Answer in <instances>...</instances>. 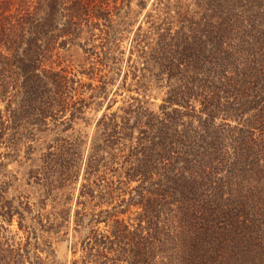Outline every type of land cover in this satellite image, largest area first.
I'll return each instance as SVG.
<instances>
[{"label":"trees","instance_id":"1","mask_svg":"<svg viewBox=\"0 0 264 264\" xmlns=\"http://www.w3.org/2000/svg\"><path fill=\"white\" fill-rule=\"evenodd\" d=\"M262 10L0 0V264H264Z\"/></svg>","mask_w":264,"mask_h":264},{"label":"rangeland","instance_id":"2","mask_svg":"<svg viewBox=\"0 0 264 264\" xmlns=\"http://www.w3.org/2000/svg\"><path fill=\"white\" fill-rule=\"evenodd\" d=\"M261 16H264V10H262L261 12ZM142 18V16H140L138 18V21H140ZM258 20H262L261 17H259V19L257 18V21ZM137 26V24H136ZM92 114H90L89 116H91ZM100 115V112L97 114V116ZM93 125V123H92ZM82 129L84 131H87V132H91V128L92 126L88 127H84V125H81ZM9 168L13 171H16L19 173V179H18V186H19V192H24V193H28L29 192V188L28 186L25 185V177H24V169L23 168H20L16 163H13L9 166ZM10 230L12 232H16L17 231V228H16V222L14 221L13 224L11 225L10 227ZM258 235L260 236V233H258ZM53 248H54V251H55V255H56V259L58 261V264H69L70 263V260L72 258L71 256V253L68 251L67 249V243L66 242H63V241H55L53 242Z\"/></svg>","mask_w":264,"mask_h":264}]
</instances>
